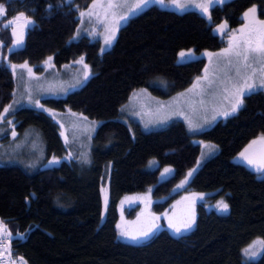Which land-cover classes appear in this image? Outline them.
I'll return each mask as SVG.
<instances>
[{"label":"trees","instance_id":"1","mask_svg":"<svg viewBox=\"0 0 264 264\" xmlns=\"http://www.w3.org/2000/svg\"><path fill=\"white\" fill-rule=\"evenodd\" d=\"M92 1L0 0L5 7L0 16V126L11 116L18 132L35 128L49 161H59L36 170L0 163V220L13 246L29 264H264L259 243L264 241V171L240 156L264 137V90L246 96L236 114L197 133L182 120L145 130L121 118L138 89L160 97L186 90L203 73L208 52L226 42L213 26L222 21L238 26L255 5L264 18V0H226L208 13L150 5L121 26L105 50L99 39L74 38L80 11ZM25 18L34 23L26 25ZM17 39L23 42L14 46ZM181 52L190 57L184 60ZM48 57L57 66L82 58L91 71L65 95L42 98L51 108L99 121L87 163L77 153L65 157L68 134L44 110L21 106L5 113L17 86L12 65ZM200 140L217 150L184 187L205 195L196 205L195 225L178 235L163 226L139 242L119 238L122 198L150 188L153 208L162 212L179 195L174 190L178 181L196 164ZM164 169L171 172L161 178ZM219 200L228 204L227 211L208 207ZM254 242L260 256L246 259L245 249Z\"/></svg>","mask_w":264,"mask_h":264},{"label":"rangeland","instance_id":"2","mask_svg":"<svg viewBox=\"0 0 264 264\" xmlns=\"http://www.w3.org/2000/svg\"><path fill=\"white\" fill-rule=\"evenodd\" d=\"M224 1L226 0L210 5L208 12L211 7L216 4H221ZM138 2L139 0H113V3H123L126 6L107 9L102 5H106L108 0H97L95 6H93L92 1L91 4L80 11L81 19L78 25L79 34L77 30L74 38L86 35L93 39H99L102 43V50H105L114 44L120 27L126 24L132 16L138 14L148 6L158 5L180 12L188 10L201 11L194 5L204 2V0H186L188 6L183 9L177 8L174 4L170 3V0H164L163 4L151 0L146 6L130 14L128 6L134 9ZM90 6H93L91 7V11L93 12L91 17L87 15ZM81 12L85 13L83 17L81 16ZM105 12L109 13L107 19H104ZM121 16L127 17V19L121 20ZM101 21H103V23ZM117 22L119 23L117 24ZM220 25L226 26L222 32L218 31ZM239 26L240 25L231 26L227 21H222L213 26V30L221 35L226 42L220 49L210 51L207 54L205 69H208L207 75L209 79L212 78L214 69L219 71V68H222L226 63L224 57L216 54L221 53L223 49L229 47L233 37L239 38L241 29H244L245 33H247L251 29L260 28L259 24L249 25L248 28ZM113 31L115 32V39L110 46L106 45L105 38L110 36ZM189 57L190 55L185 56L184 60ZM21 65H26V67H20ZM85 65V61L79 58L71 63L57 66L52 58L49 59V57L36 64H16L15 69H13L17 86L15 97L10 104L11 108L9 112L21 106H30L44 110L60 125L61 132L65 135L68 134L67 153H65V157H76L75 153H77L83 157L84 160H82V162L87 163L89 162L92 137L99 121H90L81 115L56 110L47 106L42 100V98L46 96L65 95L70 90L83 84L87 80L85 76L88 78L91 72L88 66L86 65L87 67H85ZM205 69L203 73L197 77L204 76L206 74ZM197 77L186 90L178 92L170 97L153 95L145 88L136 90L131 100L124 104L121 118L129 123L132 121L136 122L145 130L161 128L174 120H182L186 123L191 133L200 132L212 126L219 119L227 118L228 116L225 117L217 114L225 110H230L231 99L225 98L227 94L223 92L221 87H216L214 94L205 95L202 94V90L206 89L207 81H201L200 87L194 89L192 92L188 91L192 89L193 84L196 83ZM181 93L184 95L181 96ZM201 100L204 101L203 104L200 103ZM213 116H215V119H213ZM9 120L11 121L10 124L7 122ZM16 124L17 122L14 121L13 117L8 116L5 118V123L0 126V163H17L29 170H36L49 163L50 158H48V152L41 134L33 127H28L23 132H18L16 130ZM6 135H9L8 142L2 140ZM194 140L198 141V139ZM200 142L202 149L196 164L178 181L174 190L179 191V195L177 194L172 203L162 212L158 213L154 210L153 206L156 199L153 197L150 188L144 192L127 194L122 198L120 203V218L118 221L119 238L139 242L157 233L163 226H166L172 233L178 235L189 231L195 225L197 217L196 205L198 201L204 199L205 195L187 192L184 187L191 180L202 162L213 155L217 150V147L211 142L206 140H200ZM170 172L171 170L165 172L164 169L160 172V177L163 178ZM189 172L192 173L191 176L188 175ZM103 191L104 202L106 204L108 201V194L105 186L103 187ZM221 201L223 202V200H219L214 204H210L208 207H215V209L221 208L218 207ZM131 211H133V215H130ZM192 217H194L195 222L190 229L185 230L182 228L180 233H176L173 228L169 227L170 221L174 224L181 225L184 221ZM122 231L128 233V235H121ZM144 231H150V234L146 237L141 236L137 240L129 238L131 235L140 236ZM252 246L251 249L250 247L248 249H250V252L255 251L256 255L252 256L246 254L247 256L244 255L246 259L254 260L260 256L258 255V247H260L258 243L256 242Z\"/></svg>","mask_w":264,"mask_h":264},{"label":"snow or ice","instance_id":"3","mask_svg":"<svg viewBox=\"0 0 264 264\" xmlns=\"http://www.w3.org/2000/svg\"><path fill=\"white\" fill-rule=\"evenodd\" d=\"M150 2L151 0H139L134 9L131 8V6H128L130 14L135 10L142 8L143 6H146ZM155 2L163 4L164 0H155ZM219 2H222V0H204V2L197 3L194 6L199 8L204 13H207L210 5ZM96 3L97 0H93V6H95ZM170 3L174 4L177 8L180 9L188 6L186 0H170ZM93 6H90L87 13V15H89L90 17L93 15V12L91 11V7ZM102 6L107 9H112L115 7H124L126 5L123 3L116 4L113 3V0H108V3ZM256 11L257 9L255 7L250 8L244 13V17L247 18L250 13L253 14L254 17ZM4 12V6L0 5V15H3ZM84 15L85 13L81 12V16L83 17ZM108 15L109 13L105 12L104 19H107ZM23 16L24 14L21 13L20 16L15 17L14 20L9 21L7 26H11L15 23V21L19 20ZM124 19H127V17L121 16V20ZM25 21L26 25H31L34 23V21L27 18H25ZM101 22L103 23V21ZM118 23L119 22H117V24ZM257 23L260 25L259 29H251L247 33H245L244 29H241L240 37H233L232 41L229 44V47L223 49L221 53L216 54L218 56L224 57L226 63L222 68H219V71H217L216 69L213 70L211 79H209V76L207 75L208 69H205L206 74L202 77H197V81L193 84L192 89L188 90L189 92H192L194 89L200 87L201 81H207L206 89L202 90V94L205 95H212L214 94L216 87H221L223 92L227 94L225 98H230L231 103L230 110L219 112L217 113L218 115L227 117L229 115L236 114L243 107L244 98L246 96H250L251 94L255 93L257 89H264V20L257 21ZM225 27V25H220L218 31L222 32ZM245 28H248L247 24L245 25ZM13 35H15L14 28ZM114 39L115 32L113 31L110 36L105 38V44L110 46ZM22 42V40L17 39L14 46H18L22 44ZM185 55L187 54L184 52L180 53L181 58H183ZM49 59H51V57H49ZM12 67L15 69L16 65H12ZM20 67H26V65H21ZM85 67L87 66L85 65ZM85 79H87V76H85ZM180 95L183 96L184 94L181 93ZM200 103L203 104L204 101L201 100ZM10 108L11 105L9 106V108L5 109V113H7ZM2 118V115H0V119ZM213 119H215V116H213ZM7 122L9 124L11 123L10 120ZM261 139H264V137H262ZM256 142L257 141L254 140L252 143L255 144ZM250 147L251 145H249V148ZM247 152L248 148L241 152V158L247 160L250 165H255L257 171H264V158L259 161L254 160L246 155ZM49 163H59V161L54 157L53 160H51ZM168 171H170V169H165V172ZM188 175L191 176L192 173L189 172ZM218 207H221L223 211L228 210V204L222 201L218 204ZM194 222V217L184 221L181 225L174 224L170 221L169 227L173 228L176 233H180L182 228L185 230L190 229L193 226ZM4 230L5 226L3 225V222L0 221V232H3ZM149 234L150 231H144L140 234V236L131 235L129 238L132 240H137L141 236L146 237ZM8 235L10 236L11 234L9 233ZM121 235H128V233L122 231ZM259 243L264 245V241H260ZM252 247L253 246H250V249ZM250 249H245V253L255 256L256 252H250Z\"/></svg>","mask_w":264,"mask_h":264},{"label":"built area","instance_id":"4","mask_svg":"<svg viewBox=\"0 0 264 264\" xmlns=\"http://www.w3.org/2000/svg\"><path fill=\"white\" fill-rule=\"evenodd\" d=\"M8 234L6 228L0 232V264H29L26 257L13 246L11 235Z\"/></svg>","mask_w":264,"mask_h":264},{"label":"flooded vegetation","instance_id":"5","mask_svg":"<svg viewBox=\"0 0 264 264\" xmlns=\"http://www.w3.org/2000/svg\"><path fill=\"white\" fill-rule=\"evenodd\" d=\"M255 7L257 9L256 13H255V16L253 17V14H249V16L247 18L244 17V22L242 24H240L239 27H244L245 28V25L247 24L248 26H252V25H256L258 24L257 21H261V20H264V18H261L259 16V7L258 5H255V6H252L251 8ZM261 142L264 141L263 139L260 140ZM249 155V154H248ZM247 155V156H248ZM250 158L254 159V160H261L263 157H262V153L260 151V147H257L255 148L254 150L251 151L250 155H249Z\"/></svg>","mask_w":264,"mask_h":264},{"label":"water","instance_id":"6","mask_svg":"<svg viewBox=\"0 0 264 264\" xmlns=\"http://www.w3.org/2000/svg\"><path fill=\"white\" fill-rule=\"evenodd\" d=\"M257 147H260V151L262 153V157L264 158V141H258L257 143L251 145V147L249 148V146L247 147L248 148V152L246 153V155H250L251 151L254 150L255 148ZM248 155V156H249ZM243 159V158H242ZM248 165H250L247 160L243 159ZM252 168L256 169V166L255 165H250Z\"/></svg>","mask_w":264,"mask_h":264}]
</instances>
